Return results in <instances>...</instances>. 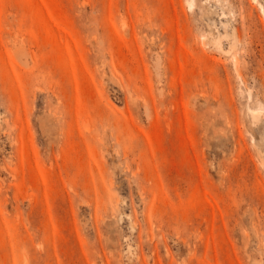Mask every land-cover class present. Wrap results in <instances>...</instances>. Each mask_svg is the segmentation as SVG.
Wrapping results in <instances>:
<instances>
[{
  "label": "rangeland",
  "instance_id": "rangeland-1",
  "mask_svg": "<svg viewBox=\"0 0 264 264\" xmlns=\"http://www.w3.org/2000/svg\"><path fill=\"white\" fill-rule=\"evenodd\" d=\"M190 1L0 0V264H264V0Z\"/></svg>",
  "mask_w": 264,
  "mask_h": 264
},
{
  "label": "bare ground",
  "instance_id": "bare-ground-1",
  "mask_svg": "<svg viewBox=\"0 0 264 264\" xmlns=\"http://www.w3.org/2000/svg\"><path fill=\"white\" fill-rule=\"evenodd\" d=\"M194 1H190V5H193ZM220 43V42H219ZM252 113L254 115L255 118H258L260 116L261 113H263V109H252Z\"/></svg>",
  "mask_w": 264,
  "mask_h": 264
}]
</instances>
